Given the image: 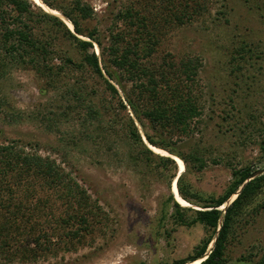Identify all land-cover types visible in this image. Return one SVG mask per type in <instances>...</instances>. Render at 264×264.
<instances>
[{"label":"rangeland","instance_id":"obj_1","mask_svg":"<svg viewBox=\"0 0 264 264\" xmlns=\"http://www.w3.org/2000/svg\"><path fill=\"white\" fill-rule=\"evenodd\" d=\"M47 1L71 5L75 0ZM78 1L93 10L83 24L97 29L104 57L111 34H137L134 23L143 17L149 29L154 23L162 33L152 55L139 63L149 68L164 61L198 63L191 90L201 113L188 132H175L171 140L184 155L193 153L206 163L200 170L193 162L189 168L183 163L194 191L219 195L231 170L244 165L260 171L256 175L264 173V0ZM195 4L202 9L195 12ZM126 10L134 16L132 25L119 17ZM36 19L35 35L43 37L49 27ZM55 43L70 52L64 40ZM93 49L101 53L96 44ZM100 90V80L88 72L43 74L29 61L14 62L0 72V143H18L25 151L54 159L66 181L85 190L91 210L85 213L86 224L79 217L67 223L79 211L77 204L37 184L31 204L39 197L48 196V201L34 214L33 225L18 230L19 220L11 221V240L5 247L0 244V264H160L191 255L204 236L201 224L174 226L169 218L159 220L161 203L172 193L176 177L171 179V169L157 166L154 157L147 159L119 125L106 122L108 116L99 122L101 116L90 115L87 105L96 102ZM17 192L22 196V187ZM74 229H79L75 237L70 234ZM229 238L225 264H256L264 251V186L237 216ZM22 248L27 253L41 249L22 256Z\"/></svg>","mask_w":264,"mask_h":264},{"label":"trees","instance_id":"obj_2","mask_svg":"<svg viewBox=\"0 0 264 264\" xmlns=\"http://www.w3.org/2000/svg\"><path fill=\"white\" fill-rule=\"evenodd\" d=\"M42 2L61 15L44 10L33 0H0V72L14 62L29 61L38 73L52 75L64 70H78L98 78L101 83L100 97L95 103L87 105L90 115L98 119L103 115L108 116L106 122L112 123V127L119 125L125 137L131 144L139 146L147 159L154 157L157 166L171 169L170 178L176 177L180 197L190 204L181 203L169 193L161 203L159 220L166 221L169 218L174 226L201 224L205 229L204 236L191 255L160 264H186L203 256L205 257L198 264H225L231 228L237 216L263 190L264 173L251 178V174L256 171L251 166L233 168L228 185L217 196H204L194 191L186 180L185 170L176 176L178 167L175 157L181 159L185 167H190L189 162H193L197 170L206 164L193 153L184 155L171 142L175 132H188L201 113L198 100L191 90L198 63L194 59L180 60L177 63L164 61L151 68L139 63L141 58L152 55L162 33L160 26L154 23L149 29L143 17L134 21L137 34H130V37H126L129 33L125 36L122 33L111 34L106 58L97 29L83 24L92 16L90 6L78 0L71 5H55L47 0ZM195 5V12L196 9H202L199 4ZM35 16L39 24L44 23L49 27L48 31L44 29L43 37L35 35ZM119 17L133 24L134 16L129 10L121 12ZM180 17V14H175V19L179 22L182 21ZM56 39L64 40L69 45L70 52L60 48L55 43ZM95 44L100 48V54L95 53ZM54 59H58V63ZM127 82H131L130 86ZM116 85L120 87L122 95ZM101 121L103 117L99 122ZM136 121L143 129L146 142L167 151L168 155L154 152L143 141ZM106 130L102 128V131ZM166 133H169V139L165 138ZM17 144L11 141L0 143L1 246H7L11 240L7 235L11 221L19 220L21 225L18 230L20 227L33 225L34 214L46 205L48 196L39 197L35 204H31L37 184L41 188L48 185L56 190L57 196L77 204L79 211L69 215L67 223L75 222L79 217V221L86 224L85 213L91 214V210L85 190L79 189L75 181H66L63 169L54 159L41 155L36 150L25 151ZM262 144L264 147V141ZM20 187L22 196L17 192ZM234 193L236 196L225 209L220 208ZM78 233L79 229L70 232L74 237ZM40 249L35 248L33 252L27 253L22 248L20 252L22 256L32 255ZM43 250L47 248L44 247ZM256 264H264V251Z\"/></svg>","mask_w":264,"mask_h":264},{"label":"bare ground","instance_id":"obj_3","mask_svg":"<svg viewBox=\"0 0 264 264\" xmlns=\"http://www.w3.org/2000/svg\"><path fill=\"white\" fill-rule=\"evenodd\" d=\"M33 2L37 5H39L40 7H42L44 10L48 11V12H51V13H54L56 14L55 11H51L50 8H48L43 2L42 0H33ZM58 15V14H57ZM71 25V24H70ZM150 146V145H149ZM154 152L156 153H159V154H166V151L162 150L161 148H157V147H154V146H150ZM175 160L177 162V165L179 167V170H178V174H180L182 172V169H183V161L179 158H176L175 157ZM177 174V175H178ZM172 195L174 196V198L178 201H180L181 203L183 204H187L183 198L180 197V194L178 193V189L175 185V183L172 185ZM223 207V205L220 206V208ZM201 261V259H197V260H194L191 264H198L199 262Z\"/></svg>","mask_w":264,"mask_h":264},{"label":"water","instance_id":"obj_4","mask_svg":"<svg viewBox=\"0 0 264 264\" xmlns=\"http://www.w3.org/2000/svg\"><path fill=\"white\" fill-rule=\"evenodd\" d=\"M259 172H260V171H256V172L252 173L250 177H251V178H252V177H254V176H255L257 173H259ZM234 196H236V193H235V195H234ZM224 206H225V205H223V207H224ZM210 246H212V243H211V245H210ZM203 257H205V256H203ZM203 257H201V258H199V259H201V260H202V259H203Z\"/></svg>","mask_w":264,"mask_h":264}]
</instances>
